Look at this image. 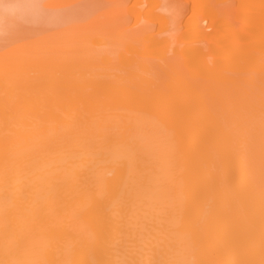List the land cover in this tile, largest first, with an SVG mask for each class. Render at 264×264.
Wrapping results in <instances>:
<instances>
[{"label":"bare ground","instance_id":"bare-ground-1","mask_svg":"<svg viewBox=\"0 0 264 264\" xmlns=\"http://www.w3.org/2000/svg\"><path fill=\"white\" fill-rule=\"evenodd\" d=\"M0 264H264V0H0Z\"/></svg>","mask_w":264,"mask_h":264}]
</instances>
